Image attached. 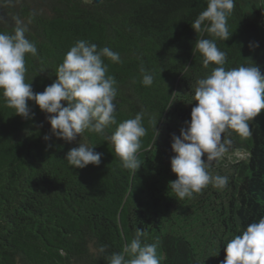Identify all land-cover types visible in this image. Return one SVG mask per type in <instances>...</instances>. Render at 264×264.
<instances>
[{"label":"trees","instance_id":"16d2710c","mask_svg":"<svg viewBox=\"0 0 264 264\" xmlns=\"http://www.w3.org/2000/svg\"><path fill=\"white\" fill-rule=\"evenodd\" d=\"M206 6V0H0V32L12 33L20 19L37 46V55L25 56L34 92L56 79L77 41L108 47L120 56L102 58L115 79L117 123L142 112L147 129L134 173L105 139L116 125L103 135L85 130L69 143L51 134L34 102L28 104L35 115L24 119L0 95V264H108L138 228L142 244L156 245L159 264H220L227 241L264 217V109L250 122V138L224 134L232 140L226 155L245 154L210 164L211 175L228 177L224 188L209 184L180 200L168 187L176 179L171 137L190 120L196 81L215 67L203 66L196 41L216 39L226 68L251 60L264 75V0H235L225 41L192 29ZM141 69L152 75L150 86ZM79 143L102 154L100 165L68 164L66 152Z\"/></svg>","mask_w":264,"mask_h":264},{"label":"clouds","instance_id":"9594fccd","mask_svg":"<svg viewBox=\"0 0 264 264\" xmlns=\"http://www.w3.org/2000/svg\"><path fill=\"white\" fill-rule=\"evenodd\" d=\"M206 4L191 24L192 29L223 41L229 39L232 32L228 17L235 8V0H206ZM27 31V26L17 19L12 33L0 32V95L7 105L15 114L31 119L35 114L28 101L34 102L46 114L51 134L69 143L76 142L85 130L103 135L105 128L116 125L105 139L111 142L121 166L135 173L141 167L137 153L147 129L142 123V112L117 123L115 79L106 75L102 58L120 62L119 54L108 47L98 50L96 44L77 41L58 65L56 79L42 92H34L25 80V56L37 55V46L26 37ZM195 48L202 55L205 68L210 67V62L215 67L196 81L192 97L196 103L191 108L190 120L185 121L186 127L180 128L178 136L171 137L175 155L170 157V170L176 179L168 187L180 200L191 198L209 184L220 189L227 185V176H213L208 171L213 161L225 158L230 151L232 140L224 134L231 136L235 131L242 138H250V122L264 109V75L254 62L226 68L227 53L217 47L216 39L202 36ZM141 71L143 85L150 86L152 75ZM151 123L156 129L157 119ZM43 139L50 137L46 134ZM101 155L93 146L79 143L66 152L65 159L71 167L84 168L88 164L100 165ZM144 235L138 228L123 253L107 257L108 264H159L156 245L141 243ZM105 249L101 246L99 252ZM224 251L220 264H264V217L228 240Z\"/></svg>","mask_w":264,"mask_h":264},{"label":"rangeland","instance_id":"374dc122","mask_svg":"<svg viewBox=\"0 0 264 264\" xmlns=\"http://www.w3.org/2000/svg\"><path fill=\"white\" fill-rule=\"evenodd\" d=\"M86 1H92V0H86ZM245 157V154L243 152H235L233 154H228L225 156V158L223 159H226L227 161H231L233 159H242Z\"/></svg>","mask_w":264,"mask_h":264},{"label":"water","instance_id":"95a60500","mask_svg":"<svg viewBox=\"0 0 264 264\" xmlns=\"http://www.w3.org/2000/svg\"><path fill=\"white\" fill-rule=\"evenodd\" d=\"M101 0H92V2H94V3H98V2H100Z\"/></svg>","mask_w":264,"mask_h":264}]
</instances>
